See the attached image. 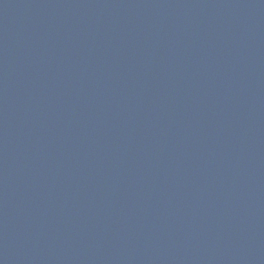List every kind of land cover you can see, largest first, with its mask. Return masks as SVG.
I'll return each instance as SVG.
<instances>
[{"label":"water","instance_id":"obj_1","mask_svg":"<svg viewBox=\"0 0 264 264\" xmlns=\"http://www.w3.org/2000/svg\"><path fill=\"white\" fill-rule=\"evenodd\" d=\"M0 264H264V0H0Z\"/></svg>","mask_w":264,"mask_h":264}]
</instances>
